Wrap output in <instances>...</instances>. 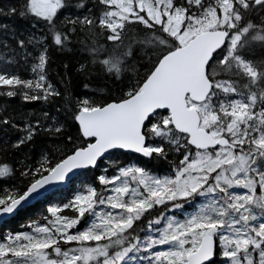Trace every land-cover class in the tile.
Masks as SVG:
<instances>
[{
    "label": "snow or ice",
    "instance_id": "6c2138e0",
    "mask_svg": "<svg viewBox=\"0 0 264 264\" xmlns=\"http://www.w3.org/2000/svg\"><path fill=\"white\" fill-rule=\"evenodd\" d=\"M17 11L36 31L0 37V96L59 97L48 51L85 30L93 63L117 87L78 98L47 127V112L19 123L0 116L5 133H20L13 149L31 148L42 131L60 140L35 159L0 161V215L42 197L46 205L26 230L0 237V264H264V0H24L0 9ZM86 172L92 181L47 199Z\"/></svg>",
    "mask_w": 264,
    "mask_h": 264
},
{
    "label": "trees",
    "instance_id": "16d2710c",
    "mask_svg": "<svg viewBox=\"0 0 264 264\" xmlns=\"http://www.w3.org/2000/svg\"><path fill=\"white\" fill-rule=\"evenodd\" d=\"M23 3L24 0H0V9L3 10V13H6L10 6L16 7L19 10ZM3 13H0V24L8 25V29H0V37L4 36L5 31H14L21 38L36 31V28L32 27L31 19L21 17L19 11L11 16ZM38 27L39 25H37ZM93 39L91 34L85 30L82 33H78L74 37L73 43L67 48L61 50L55 48L49 49L48 55L50 62L47 65L48 75L60 90L61 95L59 97L46 103L43 101H24L20 96H0V116L4 114H15L17 116V122L19 123L22 122L21 118L23 116H28L29 118L40 117L43 120L44 118L40 114L47 112L48 118L45 121V127H47V124L51 122L52 116H57L60 119L65 118L67 115L65 108L74 107L78 98L88 96L99 99L113 92L117 87L114 78L106 75L99 63H93L92 56L89 52V48L93 44ZM95 40L100 44L104 43V40L98 36L95 37ZM9 42L11 44L15 43L11 39ZM29 50H32L31 46H29ZM256 54L260 55L259 48L256 49ZM81 65H86V68L81 69ZM19 67L21 74L27 77L29 75L28 71H26L28 65ZM86 85L87 87H85ZM19 134L11 128L5 133L2 126H0V161L6 159L7 162L14 164L18 158L23 157L24 152H28L35 159L41 146L47 145L48 150L53 151L60 145V140L55 136L42 131L34 137L31 148L28 145H24L20 150H16L11 147V143ZM120 159L127 162L128 160H135V156L120 157ZM145 164L146 167L155 172L166 171L168 167L167 163L162 161H149L145 162ZM94 175L93 172L82 173L73 180L72 185L67 189L60 190L59 192L56 191L48 196L47 199L55 202L57 199L70 196L76 190L77 184L92 181ZM45 207L46 205L43 200L18 212L12 219L0 225V237L8 231L26 230L24 225L27 224V221L44 212Z\"/></svg>",
    "mask_w": 264,
    "mask_h": 264
},
{
    "label": "water",
    "instance_id": "95a60500",
    "mask_svg": "<svg viewBox=\"0 0 264 264\" xmlns=\"http://www.w3.org/2000/svg\"><path fill=\"white\" fill-rule=\"evenodd\" d=\"M75 179V178H74ZM69 186H66L65 188H61V189H48V194L47 197L50 196L52 193L56 192V191H60V190H65L67 189ZM44 198H39L33 201H30L29 204L25 207L20 208L18 211H16L14 214H5V215H0V225L3 224L4 222L12 219L18 212L23 211L31 206H33L34 204L43 201Z\"/></svg>",
    "mask_w": 264,
    "mask_h": 264
},
{
    "label": "rangeland",
    "instance_id": "374dc122",
    "mask_svg": "<svg viewBox=\"0 0 264 264\" xmlns=\"http://www.w3.org/2000/svg\"><path fill=\"white\" fill-rule=\"evenodd\" d=\"M111 171H112V169H109V174L111 173ZM81 185H82V184H77V185H76V190H77L78 188H80ZM199 199H200V198L197 197L196 200L193 201L191 204H186V205H185V208H184V211H190V210H192V209L195 207V203L198 202ZM174 214H175V215H178V216H179V215H182V213H181L180 210H176V212H175Z\"/></svg>",
    "mask_w": 264,
    "mask_h": 264
},
{
    "label": "bare ground",
    "instance_id": "6f19581e",
    "mask_svg": "<svg viewBox=\"0 0 264 264\" xmlns=\"http://www.w3.org/2000/svg\"><path fill=\"white\" fill-rule=\"evenodd\" d=\"M59 192V191H58Z\"/></svg>",
    "mask_w": 264,
    "mask_h": 264
}]
</instances>
